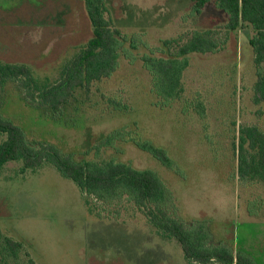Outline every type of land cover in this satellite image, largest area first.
I'll list each match as a JSON object with an SVG mask.
<instances>
[{
    "label": "rangeland",
    "instance_id": "374dc122",
    "mask_svg": "<svg viewBox=\"0 0 264 264\" xmlns=\"http://www.w3.org/2000/svg\"><path fill=\"white\" fill-rule=\"evenodd\" d=\"M104 1L106 16L127 38L121 53L131 51V35L148 50L210 28L224 42L214 52L187 55L184 96L170 104L152 103L149 75L139 59L147 49L139 42L128 58L121 55L111 77L93 83L89 98L77 91L64 117L54 120L45 107L33 106L14 82L4 86L0 112L32 143H50L76 160L115 158L153 170L174 196L171 216L187 225L193 219L211 234V243L242 249L264 264V203L252 199L263 190L243 185L232 144L239 126L264 132V104L252 98V29L227 31L226 15L213 3L195 15L191 0ZM91 35L83 0H0V62L26 64L40 82L56 81ZM111 98L128 110H111ZM115 130L165 148L179 172L125 139L89 149ZM21 166L9 161L0 169V232L22 242L18 258L0 257V264H26L30 257L35 264H196L175 238L149 222L147 208L126 196L87 204L91 197L51 164L25 171Z\"/></svg>",
    "mask_w": 264,
    "mask_h": 264
},
{
    "label": "trees",
    "instance_id": "16d2710c",
    "mask_svg": "<svg viewBox=\"0 0 264 264\" xmlns=\"http://www.w3.org/2000/svg\"><path fill=\"white\" fill-rule=\"evenodd\" d=\"M195 15H200L205 6H214L226 15L224 28L235 31L250 27L252 35L247 40L252 48L255 64V82L253 101L264 104V0H191ZM84 8L91 25L92 35L69 58L61 69L59 78L52 83L40 82L26 64L0 62V109L4 101V86L14 82L24 92V97L35 107H45L51 117L58 120L64 117V108L80 90L89 98L93 83L112 76L119 66L121 55L128 58L131 51L139 48L141 41L136 35L129 36V53L124 54L122 43L126 36L118 30L106 16L104 0H83ZM214 29L195 30L185 41L181 37L161 41V46L147 48L139 59L149 75V92L154 96L153 104L161 99L168 103L180 100L184 96L182 75L188 66L187 55L192 52L206 53L219 49L224 40L214 36ZM160 54H157L155 51ZM131 58L133 55H130ZM129 56V57H130ZM111 110H128L115 98L109 99ZM158 103V102H157ZM157 105V104H156ZM68 118L67 116H65ZM0 169L9 161H20L21 170H35L44 164H51L64 177L73 180L78 188L91 197L86 203L94 201L109 202L114 198L126 196L128 200L145 209L149 222L163 236L175 238L186 259L196 264H256L242 249H233L226 243H211V234L202 224L193 219L187 225L175 214L167 211L173 208L174 196L161 178L151 169H138L128 162L115 158L106 160H76L70 153L60 151L50 143H32L23 130L0 112ZM125 136V138H124ZM132 141L139 149L147 152L161 165L174 173L179 170L163 147L154 145L148 139L135 134L115 130L90 147L99 150L102 146H113L115 141ZM237 139V142H236ZM233 149L237 156V173L243 185H255L260 193L252 199L264 203V132L256 125L239 126L233 139ZM247 187V186H246ZM248 198V197H247ZM251 199V200H252ZM248 198V202L251 203ZM152 205V207H150ZM251 210V204H246ZM22 249V242L3 235L0 232V257L2 260H15ZM30 256L29 254H27ZM26 264H35L30 257Z\"/></svg>",
    "mask_w": 264,
    "mask_h": 264
}]
</instances>
